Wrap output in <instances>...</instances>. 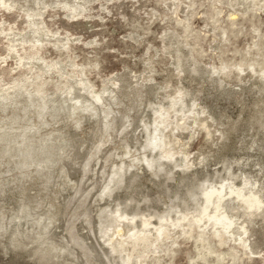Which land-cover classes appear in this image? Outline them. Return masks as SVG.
I'll return each mask as SVG.
<instances>
[{"label": "rangeland", "instance_id": "374dc122", "mask_svg": "<svg viewBox=\"0 0 264 264\" xmlns=\"http://www.w3.org/2000/svg\"><path fill=\"white\" fill-rule=\"evenodd\" d=\"M31 40L42 48L20 63ZM211 186L227 190L226 243L187 225ZM161 223L171 237L111 248L118 225L155 240ZM128 252L264 264V0L0 2V264H124Z\"/></svg>", "mask_w": 264, "mask_h": 264}, {"label": "bare ground", "instance_id": "6f19581e", "mask_svg": "<svg viewBox=\"0 0 264 264\" xmlns=\"http://www.w3.org/2000/svg\"><path fill=\"white\" fill-rule=\"evenodd\" d=\"M2 2H4V0H1ZM0 1V2H1ZM7 2V1H6ZM2 5H6V4H2ZM28 15H31L30 13H27ZM12 29V28H11ZM36 40V42H41V39L40 38H37V39H35ZM32 41V40H31ZM26 42V41H25ZM30 45H31V47H30V49H32V51H31V53H30V55H28V56H26L25 54L23 55V54H19V49H18V47H17V45H15V44H12L11 46H10V49L11 50H15V51H17V53L19 54V57H20V63H22L24 60H25V58H30V59H32V58H35L36 56H37V54L40 52V50H41V48H42V43H39V44H37V43H35L34 41H32V44L30 43ZM25 51H27V49L26 48H23ZM22 53V52H21ZM26 53V52H25ZM27 54V53H26ZM41 91V89L39 88V92ZM30 92V91H29ZM95 97H97V101H100L101 100V95H96ZM96 99V98H95ZM88 109V108H87ZM158 115V114H157ZM155 139H157V140H155V141H153V144L155 145V146H160L161 145V141L160 140H162V138L159 140V137H158V135L155 137ZM164 144V143H163ZM158 146V147H159ZM163 147V146H162ZM160 148V147H159ZM150 159V158H149ZM153 161H155V160H148V162L151 164V165H153L152 164V162ZM230 186V185H229ZM229 188V187H228ZM231 188H233V187H231ZM231 188H230V190H231ZM229 190V191H230ZM225 191H227V190H225V187L224 186H222L221 188H218V187H215V186H211L210 188H204V190H203V195H204V197H205V199L206 200H204L206 203H204V206H202V210L200 211V213H196V215H194L192 218H190V219H188V217H186V216H184V218L183 219H185V218H187L188 219V226H189V228H192V227H194V225L196 224L198 227H204V229L201 231V232H199V237L202 239V240H204L207 236L205 235V231L209 228L208 226H212L213 227V229H215V232H214V235H216L217 237H219V239H220V241L221 242H225L226 240H225V238H224V231L225 232H230V230H231V227H232V224H233V220L234 219H232L227 213H223V212H221V209L223 208L224 209V207H222V205H223V203L221 204V199L223 198V193L225 192ZM228 191V193H231V191L232 192H235V193H237V195H238V197H245L246 198V196H249L248 194L247 195H245L244 196V194H243V192H242V189H238V190H234V189H232L230 192ZM227 192H226V194H228ZM225 194V193H224ZM215 197V198H214ZM237 197V198H238ZM225 199V198H224ZM241 199V198H240ZM243 200V199H242ZM247 200H249V207H258V205H259V197H251V198H249V199H247ZM215 203L214 204V206H215V208L213 209V210H215V212H213V213H208V210L210 209V205H212V203ZM222 209V210H223ZM198 211V210H197ZM124 215H126V214H124ZM165 215V214H164ZM164 215H162V216H164ZM168 215V214H167ZM117 216V215H116ZM119 216H121V215H119ZM119 216H117V217H115V218H118ZM165 217V216H164ZM164 217H160V219L162 218H164ZM121 218V217H120ZM126 218V217H125ZM166 218V217H165ZM181 218H182V215H181ZM205 218H207V223L205 224V225H201V222L202 221H204L205 220ZM146 219V218H145ZM144 219V220H145ZM169 219V218H168ZM175 219H179L180 220V222L178 223V224H180L181 222H183V221H181V219L180 218H175ZM149 220V219H148ZM148 220H146V221H148ZM164 220V219H163ZM166 220V219H165ZM164 220V221H165ZM171 220V219H170ZM179 220H177V222L179 221ZM116 221V220H115ZM118 221H119V219H118ZM146 221H145V224H146ZM167 221V220H166ZM165 221V222H166ZM172 221V220H171ZM144 222V221H143ZM151 222V221H150ZM160 222H161V220H160ZM173 222V221H172ZM205 222H206V220H205ZM113 223V222H112ZM118 223V222H117ZM174 223V222H173ZM172 223V224H173ZM113 224H115L116 225V222L115 223H113ZM112 224V225H113ZM144 224V225H145ZM162 224V223H161ZM160 224V226L159 227H157V229H155V230H157L158 231V235H157V237L155 238V240H152L151 239V236H150V233H149V231H147V232H145V229L143 230V228H145L146 227V225H145V227H142L141 228V230H143V231H141V230H139V231H134V232H132V233H127V234H125L124 232H123V228L121 227V226H119L118 224V226H117V230H116V232H115V234H114V236H113V238H112V240L114 241V240H116L115 239V236H117V237H120L121 238V241L119 240L118 242H117V244H115V243H113L112 245H111V248L113 247V249L114 250H123V248L125 247V245L126 244H128L129 242H131L132 244H133V247L134 248H136V246H138V245H140V244H144L145 245V247H148L149 245H154L155 243H159L160 241H162L163 240V238L164 237H171V234H170V227H168L167 225H165V224H162L161 225ZM167 224V223H166ZM169 224V226H170V224L171 223H168ZM171 224V225H172ZM177 223H174L173 224V226L175 225V226H178V225H176ZM185 224V223H184ZM147 225H148V223H147ZM151 225V224H150ZM182 225V224H181ZM114 226V225H113ZM112 226V227H113ZM109 227V226H108ZM135 227L136 226H134V229H135ZM148 227V226H147ZM146 227V228H147ZM184 227V226H183ZM177 228V227H176ZM109 229H111V227L109 228ZM114 228H112V230H113ZM172 229V228H171ZM195 229V228H194ZM136 230V229H135ZM147 230H149V229H147ZM106 231V230H105ZM110 231V230H109ZM172 231V230H171ZM183 231L186 233V232H189V230H188V228L187 229H183ZM107 232V231H106ZM111 232V231H110ZM112 232H114V231H112ZM184 233V234H185ZM191 233V232H190ZM189 234V233H188ZM206 236V237H205ZM110 237V236H109ZM165 239V238H164ZM226 239H227V236H226ZM205 241V240H204ZM174 243H176V241H174ZM226 243V242H225ZM240 243L243 245V246H246L247 245V241L246 240H244L243 238H241L240 239ZM141 246V245H140ZM206 246V245H205ZM113 250V251H114ZM211 251V250H210ZM209 251V252H210ZM143 252V251H142ZM145 252V251H144ZM133 253H134V251H133ZM133 253H131V252H128L126 255H127V257H126V259H124L123 258V260H124V264H133L134 262L133 261H131V258H132V256H133ZM141 254V253H140ZM220 256V255H219ZM121 257H122V255H121ZM122 260V261H123ZM146 259H138V264H141V263H143L144 261H145ZM221 260H224V259H221ZM133 262V263H132ZM135 264H136V262H135Z\"/></svg>", "mask_w": 264, "mask_h": 264}]
</instances>
